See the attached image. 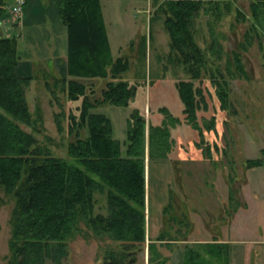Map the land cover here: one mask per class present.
<instances>
[{
  "label": "trees",
  "instance_id": "trees-1",
  "mask_svg": "<svg viewBox=\"0 0 264 264\" xmlns=\"http://www.w3.org/2000/svg\"><path fill=\"white\" fill-rule=\"evenodd\" d=\"M13 1L0 0V23L13 14ZM152 3V16L163 15L170 36V60L189 74L176 81L184 118L163 105L159 108L162 118L147 121L140 106H135L128 117L125 148L124 141L113 135L111 118L95 108L142 104L146 84L142 79L122 77L130 67L129 56L113 54L102 0H56L66 30L65 75L55 71L52 56L43 55L48 58L47 88L57 101L61 91L71 102L67 114L63 109L56 113L58 129L63 131L62 120L68 119L66 156L56 154L38 135L42 111L39 106L33 111L28 98L34 76L17 71L18 63L31 57L29 44L23 46L19 34H6L0 24V202L4 201L2 192L15 198L6 264H68L72 238L87 227L114 241L103 248L98 264H170L163 246H171L178 238L164 227L153 234L148 225L151 165L168 159L174 143L171 129L177 123L191 126L202 142L205 131L215 128L204 74L209 73L215 84L221 107L231 106V79L248 75L242 52L264 30V0L251 1V17L237 9V16L251 19V26L230 51L224 49L213 28L230 12V0ZM202 13L211 26L207 47L211 60L197 37V19ZM145 46L144 34L141 53ZM27 49L30 54L26 55ZM198 144L209 152L208 144ZM247 161L258 166L264 159L250 157ZM98 193L106 198L105 212L96 211ZM171 206V201L164 203L163 211ZM169 219L178 217L173 214ZM233 243L218 238L186 241L182 264H232Z\"/></svg>",
  "mask_w": 264,
  "mask_h": 264
},
{
  "label": "rangeland",
  "instance_id": "rangeland-1",
  "mask_svg": "<svg viewBox=\"0 0 264 264\" xmlns=\"http://www.w3.org/2000/svg\"><path fill=\"white\" fill-rule=\"evenodd\" d=\"M152 1L102 0L113 54L129 56L130 67L122 73V77L142 79L146 84L145 101L142 104L136 101L133 106L105 104L95 108L111 118L113 135L124 141L123 148L128 117L135 106H140L147 121H159L164 115L159 110L163 105L183 117V104L176 81L188 78L189 74L170 60V36L164 28L163 15L152 16ZM230 1V12L224 14L213 26L226 51L237 47L251 26V19L238 17L237 9L240 8L251 17L252 0ZM21 13V20H15V15L10 14L0 24L6 34H19L23 38V46L29 44L27 47L31 49V57L22 59L20 66L24 73L34 76L28 98L33 111L36 106L42 111L38 135L56 154L66 156V143L70 138L67 132L68 119L63 118L65 129L62 131L58 129L56 113L63 109L67 114L71 102L61 91L58 92L60 99L57 101L47 88L45 74L48 58L43 56L55 55L52 59L53 68L65 75L66 33L60 26L62 22L56 0H27ZM206 17L202 13L197 19V37L205 49L212 37ZM144 34L146 46L144 53H141ZM28 51L24 53L27 55ZM207 53L210 55L208 49ZM242 57L248 75L231 79L232 104L228 109L221 107L216 86L209 73L204 74L214 107L211 111L216 116L215 128L205 131L202 142L198 132L191 126L184 121L177 123L171 129L174 143L168 152V159L151 165L148 225H152L153 234L164 227L170 228L172 237L178 238L171 246H163L164 253L170 257V264H182L186 241L213 238L234 242L232 264H264V161L258 166H251L247 161L250 157L264 159L263 29H260L259 36L255 35L251 45L243 50ZM33 58L41 62L36 64ZM212 58L210 55V60ZM49 79L53 78L50 76ZM103 83L100 82L99 88ZM198 142L208 144L209 152L199 146ZM147 168L148 158V178ZM2 196L0 264H6L15 198L4 192ZM97 197L96 211L105 212V196L98 193ZM168 201H171L173 207L163 211V204ZM173 214L178 220L169 219ZM112 244L114 241L110 237H99L87 227L84 233H78L72 238L68 264H98L103 248Z\"/></svg>",
  "mask_w": 264,
  "mask_h": 264
},
{
  "label": "built area",
  "instance_id": "built-area-1",
  "mask_svg": "<svg viewBox=\"0 0 264 264\" xmlns=\"http://www.w3.org/2000/svg\"><path fill=\"white\" fill-rule=\"evenodd\" d=\"M24 3L25 0H14L13 4L10 6V10L12 11L13 15H15V20L18 19L22 14L21 11Z\"/></svg>",
  "mask_w": 264,
  "mask_h": 264
},
{
  "label": "crops",
  "instance_id": "crops-1",
  "mask_svg": "<svg viewBox=\"0 0 264 264\" xmlns=\"http://www.w3.org/2000/svg\"><path fill=\"white\" fill-rule=\"evenodd\" d=\"M144 1V0H143ZM143 5V4H142ZM61 25V28H62V31L64 32V30H65V27H64V25L62 24V23H60ZM65 33H66V30H65ZM57 56L59 55V54H56ZM64 55V54H63ZM55 55H53L52 57H54ZM65 57H66V54L64 55ZM20 64H21V62H19L18 63V65H17V71H18V73L20 74V75H27V73H24L23 71H22V69H21V66H20ZM221 240H226V239H221Z\"/></svg>",
  "mask_w": 264,
  "mask_h": 264
}]
</instances>
